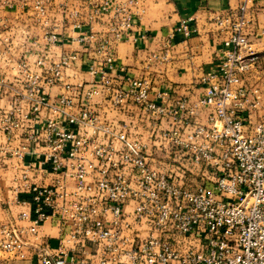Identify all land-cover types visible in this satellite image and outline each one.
I'll list each match as a JSON object with an SVG mask.
<instances>
[{
	"label": "built area",
	"instance_id": "2783aa9c",
	"mask_svg": "<svg viewBox=\"0 0 264 264\" xmlns=\"http://www.w3.org/2000/svg\"><path fill=\"white\" fill-rule=\"evenodd\" d=\"M250 2L242 0L238 13L217 19L218 26H229L230 31L223 60L205 78V97L194 103L182 99L174 107L159 105L150 100L144 79H128L125 87H114L110 74L117 66L110 41L97 46L105 54L101 84L111 104L121 107L132 100L154 118L173 121L161 131V138L193 166L201 167L190 173L215 176V184L189 186L183 178L152 168L145 144L125 129L99 123L92 113L89 103L100 94L98 85L82 91L85 102L77 112L70 111L72 98L63 95L53 110L65 117L66 124L60 126L51 119L44 130L51 172L63 177L50 184L19 186L28 191L32 211L21 212L18 221L31 224L21 226L15 220L3 225L0 254L20 260L35 255L41 264H264V118L252 123L249 114L257 106L258 90L249 91L244 85L255 60L246 34ZM137 6L136 0H120L117 6L107 0L95 14L113 12L111 32L115 41H122L130 36ZM38 9L43 12L41 4ZM190 23L184 19L177 28L186 38L195 33ZM46 39L53 43L56 37L51 34ZM88 39L80 36L77 41H96ZM247 51L250 54L243 56ZM71 59L56 65L52 75L45 77V85L60 81ZM91 73L99 71L92 67ZM28 79L36 115L49 101L46 88L40 85L42 77L30 74ZM158 98L167 100L169 93ZM203 110L209 111L205 124L199 119ZM19 126L13 118L5 121L7 133ZM87 127L93 129L92 140L80 134ZM37 137L32 134L29 139ZM85 152L97 161L95 182L89 180ZM16 155L23 158L22 151ZM28 172L22 179H27ZM50 220L70 224L55 253L40 240V228ZM139 226L147 233L143 239L138 232L131 233Z\"/></svg>",
	"mask_w": 264,
	"mask_h": 264
},
{
	"label": "crops",
	"instance_id": "0c3cea01",
	"mask_svg": "<svg viewBox=\"0 0 264 264\" xmlns=\"http://www.w3.org/2000/svg\"><path fill=\"white\" fill-rule=\"evenodd\" d=\"M107 0H0V229L15 221L21 226H30V221H18L23 211H32L31 197L27 190L20 189L23 183L50 184L58 174L51 172L47 162L48 149L44 142V130L49 120L62 126L65 117L53 110L63 95L73 100L71 112H77L85 102L82 91L94 85L100 94L89 103L94 116L114 129H125L128 135L147 146L149 164L161 172H170L183 178L187 185L195 183L194 175L201 167L193 166L185 155L166 143L161 131L173 121L154 118L130 100L115 107L101 84L105 54L97 46L108 39L116 58V71L110 74L114 87H125L128 79H144L150 87V100L159 105L174 107L177 101L190 103L205 97L208 83L206 76L218 69L224 56V40L230 34L229 26H218L217 19L236 14L242 0H136L133 27L130 36L115 41L111 27L114 13L95 14ZM117 6L120 0H111ZM41 4L43 12L38 9ZM251 23L246 28L255 60L245 75L244 85L249 91L258 90L257 106L252 108V123L264 118V0H251L248 10ZM191 20L195 33L186 38L177 31L180 22ZM56 34L58 41L49 43L45 37ZM94 33L95 42L80 43L77 38ZM147 34V37H142ZM167 54L166 60L163 58ZM250 51L244 52L248 56ZM69 55L70 65L63 68L60 81L53 86L45 85V77L52 75L53 68ZM44 61L40 65L39 61ZM99 73L93 75L91 68ZM40 75L41 86L46 88L49 105L33 115V100L26 88L28 75ZM169 93V99L161 100L158 94ZM255 101L251 98V101ZM208 110L200 113V121L207 122ZM14 119L20 123L10 133L5 130V121ZM34 134L38 136L31 140ZM80 134L94 139L93 129L85 128ZM102 142V138L99 139ZM23 146L26 148L23 149ZM172 149L169 154L168 149ZM18 151L23 158L17 157ZM165 151V152H164ZM86 163L91 172L89 180L95 182L98 174L97 161L90 160L85 152ZM33 166V168H31ZM29 170L27 179H22ZM73 185V182H72ZM27 202L26 206L18 204ZM128 206L127 211H132ZM70 224L60 220L45 222L40 228V240L49 245L51 252L59 248L62 234L69 231ZM143 239V226L134 228ZM95 254L94 250H90ZM93 258H96L93 255ZM0 264H41L31 255L20 260L9 254H0Z\"/></svg>",
	"mask_w": 264,
	"mask_h": 264
},
{
	"label": "rangeland",
	"instance_id": "374dc122",
	"mask_svg": "<svg viewBox=\"0 0 264 264\" xmlns=\"http://www.w3.org/2000/svg\"><path fill=\"white\" fill-rule=\"evenodd\" d=\"M49 35H51V34H49ZM49 35H47L46 37H48ZM53 35L56 37V40H55V42H57L58 41V36L56 35V34H54L53 33ZM85 37H88L89 39V41H91V40H98V38L95 36V34L94 33H89V34H87V35H84ZM92 36H93V38H92ZM46 37H45V39H46ZM103 40H105V39H103ZM106 40H108V39H106ZM46 41H47V39H46ZM55 42H53V43H55ZM69 58L71 59V56L69 55ZM72 60V59H71ZM28 78V77H27ZM28 81H29V79H28ZM27 81V86H26V88H27V90H28V82ZM171 150L172 149H168V151H166V153L167 154H169L170 152H171ZM165 152V151H164ZM198 169H199V166H198ZM194 179H195V183H193L192 185H193V187H196V186H201V185H204V184H206L207 182L209 183V184H211V185H214L215 184V182H216V177L215 176H209V177H203V176H194Z\"/></svg>",
	"mask_w": 264,
	"mask_h": 264
}]
</instances>
